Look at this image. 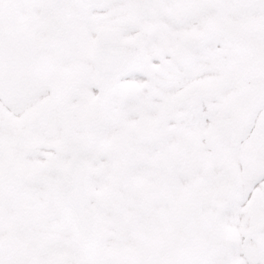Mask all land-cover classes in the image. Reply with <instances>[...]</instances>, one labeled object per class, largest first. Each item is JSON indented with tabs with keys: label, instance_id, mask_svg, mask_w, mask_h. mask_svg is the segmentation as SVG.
Returning <instances> with one entry per match:
<instances>
[{
	"label": "snow or ice",
	"instance_id": "6c2138e0",
	"mask_svg": "<svg viewBox=\"0 0 264 264\" xmlns=\"http://www.w3.org/2000/svg\"><path fill=\"white\" fill-rule=\"evenodd\" d=\"M0 264H264V0H0Z\"/></svg>",
	"mask_w": 264,
	"mask_h": 264
}]
</instances>
